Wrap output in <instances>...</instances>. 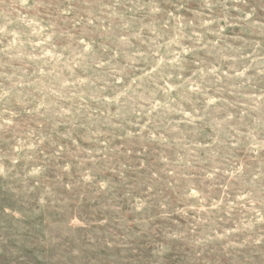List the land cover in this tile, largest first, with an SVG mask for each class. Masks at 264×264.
<instances>
[{
	"label": "clouds",
	"instance_id": "clouds-1",
	"mask_svg": "<svg viewBox=\"0 0 264 264\" xmlns=\"http://www.w3.org/2000/svg\"><path fill=\"white\" fill-rule=\"evenodd\" d=\"M0 189L52 264H264V0H0Z\"/></svg>",
	"mask_w": 264,
	"mask_h": 264
},
{
	"label": "rangeland",
	"instance_id": "rangeland-1",
	"mask_svg": "<svg viewBox=\"0 0 264 264\" xmlns=\"http://www.w3.org/2000/svg\"><path fill=\"white\" fill-rule=\"evenodd\" d=\"M11 203L9 193L0 189V206ZM41 223V218H29L19 225L0 219V264H52L57 250L40 242ZM145 243H136L135 250H97L88 255L91 264H132L144 254Z\"/></svg>",
	"mask_w": 264,
	"mask_h": 264
}]
</instances>
